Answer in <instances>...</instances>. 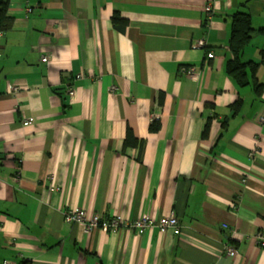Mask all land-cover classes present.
Wrapping results in <instances>:
<instances>
[{
	"label": "crops",
	"instance_id": "crops-1",
	"mask_svg": "<svg viewBox=\"0 0 264 264\" xmlns=\"http://www.w3.org/2000/svg\"><path fill=\"white\" fill-rule=\"evenodd\" d=\"M237 13L254 29L247 84L228 67ZM8 14L0 264H264V0H10ZM75 209L102 223H67ZM172 215L179 234L157 227Z\"/></svg>",
	"mask_w": 264,
	"mask_h": 264
},
{
	"label": "trees",
	"instance_id": "trees-1",
	"mask_svg": "<svg viewBox=\"0 0 264 264\" xmlns=\"http://www.w3.org/2000/svg\"><path fill=\"white\" fill-rule=\"evenodd\" d=\"M10 0H0V32H6L13 24V18L8 14ZM114 24L118 26L122 20L118 15L113 18ZM254 29L252 27L251 16L246 13H237L233 17L231 29V45L232 61L229 63V72L238 80L247 84L245 67L241 61V55L246 46L252 39ZM259 65H254L258 68Z\"/></svg>",
	"mask_w": 264,
	"mask_h": 264
},
{
	"label": "built area",
	"instance_id": "built-area-1",
	"mask_svg": "<svg viewBox=\"0 0 264 264\" xmlns=\"http://www.w3.org/2000/svg\"><path fill=\"white\" fill-rule=\"evenodd\" d=\"M28 12L31 13L32 10L29 9ZM205 15H206V21L212 20V18L214 16V9H213L212 5L206 6ZM204 44H205L204 41L201 40L198 43H196V47H203ZM0 57H1V55H0ZM209 57L212 58L213 55H209ZM42 61L47 62V58H44ZM193 71H194V69H192L189 73L192 74ZM15 90H17V89H15ZM69 95L71 97H73L75 95V92L70 91ZM65 220L69 224L79 223V224L87 225L88 229H90V230H91V228H97L102 223L100 216H93V218H90L86 212H84L82 210H78V209L70 210V211L66 212ZM155 224L156 223H154L148 219H139L133 223H130V222L123 223L119 219L118 220L113 219L109 224L105 223V226L109 227L111 230H114V231H117L120 228H128V229H132V230L137 229L140 231H142V230L144 231L150 227H154ZM157 227L160 228L161 230L173 229L176 234H179L181 232L179 219L175 215L162 218L161 220H159ZM259 243L264 248V239L263 238H260ZM227 252L230 256H235L237 254V251L235 249H232V248H229L227 250ZM4 264H11V263L5 262Z\"/></svg>",
	"mask_w": 264,
	"mask_h": 264
}]
</instances>
